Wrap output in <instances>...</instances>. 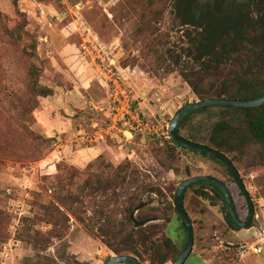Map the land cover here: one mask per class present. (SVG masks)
Here are the masks:
<instances>
[{"label": "rangeland", "instance_id": "374dc122", "mask_svg": "<svg viewBox=\"0 0 264 264\" xmlns=\"http://www.w3.org/2000/svg\"><path fill=\"white\" fill-rule=\"evenodd\" d=\"M145 1L114 0L102 6L93 0L72 11L62 0H0L5 26L12 29L26 19L27 29L39 37L41 85L53 90L63 88L59 99L56 93L49 101L38 98L33 113L21 108L18 99L27 94L29 63L22 58L21 49L0 34V264H105L116 256L110 246L118 247L142 218L149 220L138 231L140 251L148 260L145 264H160L164 256L168 258L166 264H173L187 244L174 196L182 182L197 176L225 182L239 217L247 218V202L219 160L175 148L171 143L168 127L177 111L200 102L176 65L177 60L189 59L190 40L186 32L191 29L181 31L168 9L152 31L141 35L137 26ZM249 1L227 3L243 5ZM262 9L264 14V4ZM68 23L74 32L69 40L63 27ZM85 30L106 47L117 69L111 76L107 71L88 73L90 78L80 87L72 81L76 77L68 71L62 56L65 52L84 54L81 33ZM69 41L77 42L79 50L71 47ZM105 66L110 70V62ZM116 80L149 128L136 131L129 142L108 139L101 147L88 150L58 149V137L65 141L73 131H90L96 125L110 123V92L116 89ZM68 91L76 97L72 99ZM66 101L72 106L68 110L62 105ZM94 106L105 111H96ZM243 118L238 112L209 110L191 117L182 135L203 132L194 142L200 144L216 122L224 119L240 125ZM51 124L61 128L55 133L57 137L50 133ZM100 155L111 174L120 166L129 165L126 181L105 195L84 196V205L77 204L72 211L62 206L60 202H64L67 190L60 182L66 187L71 184L77 191L88 177V167L96 164ZM231 157L237 158L235 165L253 199L255 217L251 229L237 230L231 224L227 204L222 197H215L210 187H205L210 194L206 199L196 194L202 189L200 186L190 189L184 207L193 220L195 239L185 264L264 262V251L255 255L250 249L264 234V146L251 142L241 157L238 152ZM48 207L56 210L61 228L56 230L46 224L43 208ZM136 207L138 211L130 217L128 210ZM27 219L28 224H38L36 229L42 235L51 238L59 232L62 237L53 239L46 251L36 250L20 241L28 227Z\"/></svg>", "mask_w": 264, "mask_h": 264}, {"label": "trees", "instance_id": "16d2710c", "mask_svg": "<svg viewBox=\"0 0 264 264\" xmlns=\"http://www.w3.org/2000/svg\"><path fill=\"white\" fill-rule=\"evenodd\" d=\"M263 4L264 0H250L243 5L236 2L227 3V0H214L213 3H205L202 0H146L140 9L137 28H139L141 35L149 33L154 24L160 19L162 20L166 11L170 9L171 14L177 20H175L176 25L181 31L191 29L189 33L186 32L190 40L189 59L186 62L177 60L176 65L179 67L180 76L200 102L222 99L255 101L264 98ZM3 17L0 12L1 37L4 36L13 47L21 49L22 58L29 63L25 78L27 94L19 97L18 103L28 113H33L38 106V98L46 99L55 94V90L41 85L43 68L39 64V37L27 29L28 22L26 19L18 22L10 29L4 25ZM71 26L70 23L63 26L65 33L68 34V40L74 36V32L70 30ZM68 43L71 47L79 50L77 42L69 41ZM77 56L84 63L80 51ZM134 109H136L135 106ZM209 110H222L228 113L238 112L244 117L240 125L235 124L232 120L222 119L216 122L207 132L208 137L200 143L227 156L235 167L237 158L231 157L234 152H238L239 157H241L244 154V149L251 142L264 146V106L252 109L216 106L193 111L181 119L179 134L184 137L182 131L189 126L191 117ZM107 124L100 125L105 127ZM26 136L28 135L26 134ZM29 136L33 135L29 134ZM187 136L184 137L186 140L195 142L197 136H203V132L189 131ZM171 143L175 148H182L172 140ZM95 162L96 164L88 167L86 171L88 177L77 191L71 184L66 187L63 181L60 182L63 190H67L66 198L64 202L61 200L60 204L70 211L77 204L84 205L81 201L84 196L105 195L114 187L121 186L128 178L127 174L131 169L129 165H122L115 170V173L111 174L108 172L101 155ZM221 164L226 168L223 163ZM196 186L202 188L196 191L200 197L209 198L210 194L206 192L205 187H210L215 197H222L227 204L225 195L219 188L205 183L193 185L185 190L183 204L187 192ZM43 210V219L47 221L46 224L56 230L62 227L56 217L58 214L55 209L48 207L43 208ZM136 211H138L137 207L128 210L130 217H133ZM228 217L231 224L239 230L230 212ZM28 222L29 219L26 220L27 224ZM136 223V226L124 237L118 247L110 246V249L117 256L132 255L145 264L148 260L140 251L138 231L149 223V220L142 218ZM27 226L24 234L20 236V241L33 246L40 252L46 251L51 246L53 239L62 237L58 234L59 232H55L56 235L51 238L42 235L36 229L38 224L35 222H31ZM180 255L181 252H179L178 257ZM167 260V256H164L160 264H166Z\"/></svg>", "mask_w": 264, "mask_h": 264}, {"label": "water", "instance_id": "95a60500", "mask_svg": "<svg viewBox=\"0 0 264 264\" xmlns=\"http://www.w3.org/2000/svg\"><path fill=\"white\" fill-rule=\"evenodd\" d=\"M216 106L233 107V108H241V109L259 108V107L264 106V98H261L255 101H240V100H226V99L207 100L205 102H195V103L187 104L177 111L173 120L170 122L169 127H168L169 137L173 142H175L178 146L182 148H185V149H188L194 152H198L200 154L208 155L210 157H213L219 160L221 163H223L228 169V171L230 172L231 176L233 177L234 182L237 184L240 190V193L242 194V196L245 198L247 202V205L249 208L248 216L244 221L241 220V218L239 217L232 193L229 187L226 185V183L223 182L222 180H219L211 176H197V177H193L188 180H185L184 182L180 184V186L178 187L175 193V209L179 217L181 218L183 225L186 229L187 244H186L184 251L181 253L179 258L173 264H185L188 258L190 257V254L194 247L195 232H194L193 220L191 216L189 215V213L187 212V210L185 209L184 204H183V194L185 190H187L189 187L196 185V184L205 183V184H210V185H213L219 188L225 195L230 215L239 230H250L251 224L255 217L253 199L250 193L248 192L239 171L234 166V164L230 161V159L215 149H212L202 144H197V143L188 141L179 134V124H180L181 119L185 115L193 111L210 108V107H216ZM105 264H143V263L138 258L132 255H120V256L116 255L110 258Z\"/></svg>", "mask_w": 264, "mask_h": 264}, {"label": "built area", "instance_id": "2783aa9c", "mask_svg": "<svg viewBox=\"0 0 264 264\" xmlns=\"http://www.w3.org/2000/svg\"><path fill=\"white\" fill-rule=\"evenodd\" d=\"M81 35L83 39L81 48L84 54L93 62L97 72L103 74L107 71L110 76L111 74L115 75L114 70L117 69L115 60L110 58L106 47L90 31L86 32L85 30ZM102 55L107 56V59L103 58ZM106 62H110V70L105 66ZM115 83L117 85L116 89L110 92V123L105 127L96 125L92 132L77 131L71 138V145L74 148H90L104 143L108 139L129 142L134 138L136 131H144L149 128V124L141 113L134 109V104L127 92L119 87L117 80ZM94 109L99 112L105 111L104 108L99 106H94ZM243 249L242 254H245L246 248L244 246ZM250 249L255 255L261 254L263 250L262 239L251 246Z\"/></svg>", "mask_w": 264, "mask_h": 264}, {"label": "crops", "instance_id": "0c3cea01", "mask_svg": "<svg viewBox=\"0 0 264 264\" xmlns=\"http://www.w3.org/2000/svg\"><path fill=\"white\" fill-rule=\"evenodd\" d=\"M88 1H93V0H62L64 5H66V7L72 11L79 9L82 5H84ZM97 1L100 2V4L102 6H107V5L111 4L114 0H97ZM62 57H63L66 65L68 66V71H71L74 74V76L76 77L75 79L77 81L76 80H72V81L75 82V84L77 83L76 85H78V86H80V85L84 86V84H86L85 82L87 81V79L90 78L87 76L88 73H90L92 75L98 74L95 65L85 54L82 55V59H84V63L81 61V58H79V56H77V55H71V54L68 55L65 52ZM83 86H80V87H83ZM55 90L57 91V92L55 91L56 97H58V99H59L60 97H59L58 93L63 91V88H62V86H58V87H56ZM68 93L70 94V97L72 99H74V97H76L71 91H68ZM50 99L51 98H48L47 100L49 101ZM62 105H66V110H68V107H72L70 105L69 101H66V103L62 102ZM58 121L61 122L60 124L63 123V121H61L60 119ZM51 127H53L52 124H51ZM58 129H61V128H58ZM58 129L53 127L52 131L50 132L51 134L54 135L53 137H57L55 133H56V131H58ZM77 131H79V130L71 132L65 141H60L62 136L58 137V140H59L58 144H57L58 149L59 148L67 149L68 147L72 148L73 146L71 145V138L74 134H76ZM48 137H52V136H48ZM96 146L101 147L102 143L99 145H96ZM93 147H90V148H93ZM90 148H81V149L88 150ZM74 149H77V148H74ZM77 150H79V149H77ZM262 236H263L262 237L263 238L262 239V249H263L262 252H263L264 251V234ZM263 264H264V262H263Z\"/></svg>", "mask_w": 264, "mask_h": 264}, {"label": "flooded vegetation", "instance_id": "af4514ba", "mask_svg": "<svg viewBox=\"0 0 264 264\" xmlns=\"http://www.w3.org/2000/svg\"><path fill=\"white\" fill-rule=\"evenodd\" d=\"M245 219H246V218H245ZM245 219H242V220L244 221Z\"/></svg>", "mask_w": 264, "mask_h": 264}]
</instances>
